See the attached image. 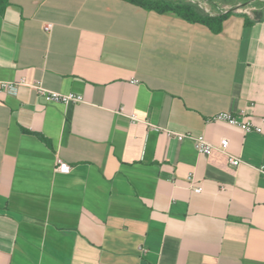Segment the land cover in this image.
Listing matches in <instances>:
<instances>
[{
    "label": "crops",
    "instance_id": "obj_1",
    "mask_svg": "<svg viewBox=\"0 0 264 264\" xmlns=\"http://www.w3.org/2000/svg\"><path fill=\"white\" fill-rule=\"evenodd\" d=\"M256 5L216 32L125 0H9L0 82L84 101L0 91V264H264V124L209 120L264 117Z\"/></svg>",
    "mask_w": 264,
    "mask_h": 264
},
{
    "label": "built area",
    "instance_id": "obj_2",
    "mask_svg": "<svg viewBox=\"0 0 264 264\" xmlns=\"http://www.w3.org/2000/svg\"><path fill=\"white\" fill-rule=\"evenodd\" d=\"M193 4H196L199 8H201L204 12L208 13L211 16H220L224 13L228 12H239L246 15H252L257 10V5L255 1H249L246 3L237 2V3H217L210 0H186ZM264 2V0H260ZM52 28V24H48L46 26V30H50ZM137 82V80H135ZM30 86L35 88L39 94L48 96L50 99L58 102H63L66 104L69 103H78L83 102L84 99L81 95L75 93H62L58 91L51 90L45 87L43 84L39 82L31 83L27 81L25 78H21L17 81H1L0 82V91L4 90L7 92H15L20 86ZM132 119L137 120V116L135 114L132 115ZM210 121H223L227 122L231 125L237 126L241 128L245 132H263V124L264 117L261 118V123H255L251 118L248 117L245 110H241L237 113L225 111L219 112L212 116ZM170 135H173V132H168ZM180 139L188 136L187 134H175ZM195 140L196 147L200 153L210 154L214 150L222 152L228 156V160L230 164L234 167H238L244 163V160L241 157L235 156L228 151V146L230 140L228 138H223L218 144H215L204 136H193ZM57 170L62 173H69L72 170V166L68 164L66 161L61 158L57 161ZM190 185L196 192H201L203 190L202 186L196 183L193 175L190 176Z\"/></svg>",
    "mask_w": 264,
    "mask_h": 264
},
{
    "label": "trees",
    "instance_id": "obj_3",
    "mask_svg": "<svg viewBox=\"0 0 264 264\" xmlns=\"http://www.w3.org/2000/svg\"><path fill=\"white\" fill-rule=\"evenodd\" d=\"M125 1L160 13L174 12L188 21L203 23L209 26L210 28H212L216 32L222 29L225 18L230 13H232V12H228L220 16H211L208 13L204 12L196 4H193L186 0H125ZM210 1L217 3L219 2L227 3V4L237 3V2L246 3L249 1H255L257 3L261 2L260 0H210ZM8 3L9 0H0V14H3L5 12Z\"/></svg>",
    "mask_w": 264,
    "mask_h": 264
}]
</instances>
